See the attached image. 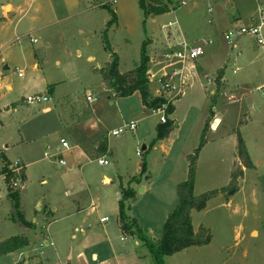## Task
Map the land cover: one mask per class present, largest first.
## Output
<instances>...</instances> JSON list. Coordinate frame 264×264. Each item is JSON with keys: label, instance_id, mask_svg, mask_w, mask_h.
Instances as JSON below:
<instances>
[{"label": "rangeland", "instance_id": "rangeland-1", "mask_svg": "<svg viewBox=\"0 0 264 264\" xmlns=\"http://www.w3.org/2000/svg\"><path fill=\"white\" fill-rule=\"evenodd\" d=\"M138 1L0 0V155L23 167L25 179L16 188L24 218L36 224L27 229L12 220L0 177V241L22 232L30 237L27 246L0 255V264H154L139 239L118 227L119 182L125 186L139 177L126 214L149 238L159 237L177 203L176 184L186 177V155L202 133L195 195L228 183L238 164L237 133L252 167L243 169L234 194L211 197L191 212L194 230L204 226L209 242L166 256L165 264H264L263 49L252 35L223 38L235 24H252L264 0H190L179 8L177 0H163L169 11L156 15L144 14ZM6 3L12 10L3 11ZM175 21L178 29L167 27ZM105 30L120 73L138 63L147 42L151 97L160 90L162 74H181L184 88L165 115L173 121L165 138L154 140L160 114L142 105L137 91L118 97L104 83L99 68L111 61ZM261 33L264 38V26ZM181 37L213 44L195 59L163 57ZM219 68L225 84L217 86L212 78ZM34 93L49 100L26 103ZM214 117L219 121L212 127ZM130 123L134 130L112 133ZM61 138L68 149L60 146ZM97 144L104 148L97 151ZM58 150L65 165L51 157ZM102 157L108 164L97 163Z\"/></svg>", "mask_w": 264, "mask_h": 264}, {"label": "trees", "instance_id": "trees-1", "mask_svg": "<svg viewBox=\"0 0 264 264\" xmlns=\"http://www.w3.org/2000/svg\"><path fill=\"white\" fill-rule=\"evenodd\" d=\"M140 8L144 14H160L168 10L167 4L163 0H139ZM114 22V16L108 24ZM103 42L111 52V61L104 67L99 68L104 83L113 90L115 96L126 97L137 91L140 95L142 105L149 109L159 107L165 98L162 95L150 96L148 92L149 78L147 71L149 68V56L145 51L147 42H143L140 48V57L138 63L130 70L123 73L117 71V57L111 50L106 37V30L103 33ZM222 69L216 71L214 82L217 86L221 85L220 77ZM174 106L172 101L167 104L165 115L172 113ZM208 120L205 128L209 126ZM241 123V122H240ZM173 128V121L166 118L165 122H159L155 125L154 140L165 138ZM205 142L204 133L201 135L199 145L189 154L187 158V170L184 180L176 184L177 203L175 207L167 214L163 223L159 237L155 239L149 238L144 230L137 224L134 217L126 214L129 208V201L134 197L133 183L139 182L138 176L131 177L124 186L119 182V198L117 200L116 218L120 231L124 234L135 236L145 246L149 255L152 257L154 264H165L166 256L177 253L183 249L192 246H202L209 242L210 236L204 226H198L195 231L192 226L191 212L201 209L206 201L214 196L222 194L228 198L238 189V180L243 175L244 168L252 167V163L248 157L245 144L239 133H237L236 142V157L238 164L231 170L228 183L219 190H211L199 195L193 193L194 176L196 168V159L199 149ZM2 165L0 167V175L3 176L6 196L11 203L12 220L18 223L21 227L31 229L34 224L24 218L19 189L13 186L15 174L8 168L9 162L1 154ZM144 168V162L141 163V169ZM25 179L24 169L20 172V181L23 183ZM30 237L24 234L13 235L0 241V255L21 249L29 244Z\"/></svg>", "mask_w": 264, "mask_h": 264}, {"label": "built area", "instance_id": "built-area-1", "mask_svg": "<svg viewBox=\"0 0 264 264\" xmlns=\"http://www.w3.org/2000/svg\"><path fill=\"white\" fill-rule=\"evenodd\" d=\"M178 5L177 8L184 6L188 1L190 0H177ZM207 12L209 15L212 14L213 9L211 6L207 8ZM253 23L249 25H233L231 28L226 29L223 32V38L229 42H231L233 39L239 38L241 36H247V35H252L257 43L262 49H263V56H264V38L261 33V29L264 26V5L260 6L256 12V15L254 18H252ZM208 23H211V20H208ZM167 27H173L174 29H178L177 27V22H168ZM33 42L35 40H32ZM213 44L212 39H207V40H201V44H190L188 41H186L184 38H180L177 42L174 43V48H169V50L163 54V57L165 58H171L175 57L179 61L183 62L187 59H195L201 55H203L206 51V47L210 46ZM232 46H234V43H231ZM234 72V71H233ZM168 72L162 74L160 78H163L161 81L159 78V81L161 82V87L160 90L156 91V94L159 95L160 92H166L167 94L170 95V98H165V102H163L159 107L153 109L155 113L160 114L159 121L160 122H165V111L167 108V104L172 101V99L177 98L180 94L183 92L184 88V81L181 79L182 76L181 74L176 75V72H171L170 75L167 74ZM21 73L19 72L18 75ZM167 79H164V77H167ZM175 77V79H174ZM181 77V78H180ZM261 90V95L264 98V83L261 85L259 88ZM85 98L88 102L93 101V95L92 92L87 91L85 93ZM49 100V97L46 95L34 93L32 95H28L25 98L26 103H41ZM135 124L130 123L128 126L122 128H118L112 133L114 135H117L118 133L126 130H134ZM59 144L63 149H68V142L64 139H59ZM61 150H58L55 154H52L51 157L53 158H58L57 162L59 165H65V162L63 158L60 156ZM138 154V152H137ZM97 163L99 165H106L108 164V161L106 159L98 158ZM8 168L11 169V171L15 174V180L13 181V186H22V182L20 181V172L23 169V167L20 165V162L18 160H15L14 162H10L8 165ZM0 177L3 180V176L0 175ZM5 187V185H4ZM106 217L100 218V221H106Z\"/></svg>", "mask_w": 264, "mask_h": 264}, {"label": "crops", "instance_id": "crops-1", "mask_svg": "<svg viewBox=\"0 0 264 264\" xmlns=\"http://www.w3.org/2000/svg\"><path fill=\"white\" fill-rule=\"evenodd\" d=\"M7 6H9L10 8H11V10H12V5L11 4H9V3H6V4H4L3 5V7H2V9H3V11H4V9H5V7H7ZM219 69H223V68H219ZM234 71V70H233ZM220 81H221V85L223 84H225V79L223 78V70H222V75H221V77H220ZM212 82H214V78H212ZM215 83V82H214ZM7 88H10V86L9 85H7L6 86ZM52 89L50 88V87H47V92L48 93H50V91H51ZM11 106H14V103H12L11 104ZM213 121L214 120H216V122L218 123V121H219V119L218 118H216V117H214L213 119H212ZM175 125V124H174ZM104 148V147H103ZM102 148V149H103ZM95 149H96V147H95ZM3 155V154H2ZM4 156V155H3ZM1 162V165H2V161H0ZM1 165H0V167H1ZM70 168V167H69ZM24 176H25V174H24ZM109 181V179L104 175L103 176V182H108ZM133 185V184H132ZM133 187V186H132ZM92 207H93V204H92ZM23 211V210H22ZM102 218V217H101ZM27 220V219H26ZM28 221V220H27ZM101 222V221H100ZM31 223H33L34 224V222L32 221ZM20 226V225H19ZM34 226H36V224H34ZM23 228V227H22ZM23 233V232H22ZM21 233V234H22ZM95 233H97V232H95ZM97 234H99V233H97ZM99 236H101L100 234H99ZM101 238V237H100ZM83 253H80L79 255H82ZM96 258V255H95V253H92L91 254V259L93 260V259H95Z\"/></svg>", "mask_w": 264, "mask_h": 264}, {"label": "water", "instance_id": "water-1", "mask_svg": "<svg viewBox=\"0 0 264 264\" xmlns=\"http://www.w3.org/2000/svg\"><path fill=\"white\" fill-rule=\"evenodd\" d=\"M151 16H153V15H151ZM3 69H7V66H4ZM215 122H216V120H214V121L212 122V127H213V125H214ZM102 148H103V145H102V144H97V145H96V150H97V151H100Z\"/></svg>", "mask_w": 264, "mask_h": 264}]
</instances>
